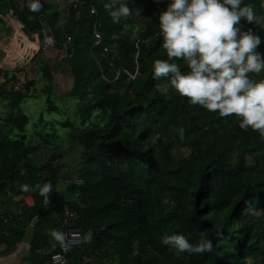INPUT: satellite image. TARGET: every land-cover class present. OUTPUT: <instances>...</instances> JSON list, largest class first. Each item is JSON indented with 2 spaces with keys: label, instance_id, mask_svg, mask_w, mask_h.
I'll use <instances>...</instances> for the list:
<instances>
[{
  "label": "trees",
  "instance_id": "obj_1",
  "mask_svg": "<svg viewBox=\"0 0 264 264\" xmlns=\"http://www.w3.org/2000/svg\"><path fill=\"white\" fill-rule=\"evenodd\" d=\"M6 1L0 0V6ZM84 1L68 15L65 10L62 33H55L61 10L51 12L52 3L39 0L43 7L32 12L31 0H21L19 15L27 33L33 35L47 22L57 39L52 49L64 52L57 69L48 70L43 50L33 61L43 87L26 78L16 90L8 81L21 69L11 74L0 69L6 78L0 83V101H10L9 109L3 105L0 110V196H23L16 202L22 212L7 222L0 219V246L22 241L36 219L31 252L40 255L50 247L42 258L47 260L60 249L52 250L56 241L49 232H64L62 213L69 206L75 212L73 227L83 237L92 233L90 243L70 250V264H264V136L242 130L235 115L220 117L193 106L169 77H153L154 62L168 60L159 15L171 0H125L131 15L118 24L104 8L108 0ZM245 5L264 16V0H242ZM96 21L102 36L98 45ZM239 26L260 36L257 51L264 56V19L250 24L242 18ZM25 44L38 46L29 40ZM169 62L189 71L183 59ZM121 68L127 72L116 77ZM47 94L74 102L75 114L56 121L61 128L51 123L50 132L29 138L30 115L21 103ZM60 129L82 148L74 174L80 182L71 180L65 189L59 187L63 175L55 164L61 154L43 164L37 156L44 144L55 150ZM45 183L53 187L47 208L37 190H22ZM27 195L34 205L25 202ZM175 234L193 244L211 240L214 251L188 254L161 242Z\"/></svg>",
  "mask_w": 264,
  "mask_h": 264
},
{
  "label": "clouds",
  "instance_id": "obj_2",
  "mask_svg": "<svg viewBox=\"0 0 264 264\" xmlns=\"http://www.w3.org/2000/svg\"><path fill=\"white\" fill-rule=\"evenodd\" d=\"M241 4L242 0H171L159 15L162 47L168 60L154 62L153 77H169L171 85L193 106L200 105L220 117L235 115L240 118L242 130L251 128L264 136V80L249 76L264 70V56L257 51L262 41L251 30L244 32L238 27L242 18L258 24L264 16H257L251 6ZM28 7L37 12L43 6L39 0H31ZM104 8L115 24L131 15L125 0H108ZM173 58L183 59L189 71L184 73L179 64L169 62ZM22 190H37L45 208L51 203V183L37 184L34 189L24 185ZM49 235L66 247L63 232L51 230ZM91 240V232L84 235L85 243ZM161 242L188 254L214 251L212 241L206 238L193 244L184 235L175 234L163 236Z\"/></svg>",
  "mask_w": 264,
  "mask_h": 264
},
{
  "label": "rangeland",
  "instance_id": "obj_3",
  "mask_svg": "<svg viewBox=\"0 0 264 264\" xmlns=\"http://www.w3.org/2000/svg\"><path fill=\"white\" fill-rule=\"evenodd\" d=\"M61 20H65V18L63 17V19ZM64 24H65L64 21L58 22L56 28L54 29L55 33H62ZM134 27L135 29H138L140 27L139 23H137V26ZM238 27L240 28L239 25ZM4 28L6 29V26H4ZM241 31L246 32V30L243 29H241ZM10 32L11 30L6 31V34L8 33L9 35ZM29 62L26 63V61L24 62L19 60L17 64L23 66L27 64L25 67L22 68L25 71L24 72L25 77L34 79L36 83L35 86H37L38 88L43 87L41 78L36 74L37 72L35 71V68L32 66L31 62L30 63ZM46 63L48 64V70H49L50 64L48 62ZM14 65L16 64H13L12 66ZM8 71L11 74L12 70H8ZM249 76L256 81H259L263 77V75L261 77V73L259 74L251 73ZM48 97L49 98H47L46 95L45 97L40 96L38 98L39 100L37 101H35L34 99H27L23 103H21L20 108L22 109V111L27 113L28 116L30 115V120H29L30 123L27 125V131H28L27 137L29 138H41L40 137L41 133L45 134L46 132L51 131L50 129H48L49 124L55 123V125L59 127L60 124L56 123V121L59 122L64 121L70 116H73L75 114V112L73 111L75 109L74 102L69 101V99L66 98L64 95L50 94V96L48 95ZM9 103L10 101H5L4 103L0 101V104H2V106L5 105L8 109L10 107ZM53 104L56 105L57 108L47 110V106ZM0 110L3 111L4 108L0 106ZM0 114L3 115V113ZM65 132L66 130L63 131L60 129L58 132L60 136H58V138L56 139H53V146L55 147V150L54 149L52 150L51 147L44 144L43 147L40 148V151L37 154L40 164L45 163L52 156V154H61V157L57 158L55 162L57 166H61L60 175H63L61 182L59 183V187L61 189H65L66 186L69 184V181L71 180H74L75 182H80V178L75 177L74 174H75V170L77 169L78 161L81 159L82 148L79 147V145H75V143L71 142L69 140V136L67 135V133L65 134ZM20 139L23 140V137H20ZM43 139L45 140L47 138L44 137ZM28 141L29 140H25L26 144L31 143V142L28 143ZM36 221L37 220L35 219L32 222V224L29 225V227L32 228L31 229L32 232H33V225L36 224Z\"/></svg>",
  "mask_w": 264,
  "mask_h": 264
},
{
  "label": "crops",
  "instance_id": "obj_4",
  "mask_svg": "<svg viewBox=\"0 0 264 264\" xmlns=\"http://www.w3.org/2000/svg\"><path fill=\"white\" fill-rule=\"evenodd\" d=\"M48 1L53 5V7L51 8V12L55 9L61 10L60 21H65L61 19H63V17L65 18L66 16L65 10L68 0ZM13 9V4L9 0H7L4 5L0 6V69L10 70V65H13L16 60H19L22 55L26 54L29 50L32 49L26 46V40L37 43L34 41V34L29 35L28 33V35H26L25 33H23V31H21L20 28H17L16 33L14 32L13 21L15 15L12 14ZM4 26H6V29L4 28ZM9 30H11V32L8 35V33L6 34V31ZM63 52V50L57 48L45 51L43 50V57L45 58L44 61L48 62L53 69H57L62 63L61 57ZM38 55L39 52L29 59L32 60L30 62L33 67H35L33 61ZM0 106L2 107V104H0ZM22 199V195L15 197L12 200L11 197L7 194L0 196V211L3 212L2 214L4 215L2 216L5 217L6 220H4L3 218L0 219H3L5 222H7L11 219L10 217H12L13 213H19V210L21 209L20 204L16 202ZM30 204H32V201H30L28 205ZM33 221L34 220H32V222ZM32 222L30 223V225L32 224ZM31 229L32 228L28 227L22 241L16 242L14 245L2 244L0 246V250L3 251L0 255V264H42L44 262L42 261L43 255H46L47 253L50 254V247L41 249L40 255H36L31 252V243L34 235ZM52 244V250L54 248H57V246L59 245L57 242H52Z\"/></svg>",
  "mask_w": 264,
  "mask_h": 264
},
{
  "label": "built area",
  "instance_id": "obj_5",
  "mask_svg": "<svg viewBox=\"0 0 264 264\" xmlns=\"http://www.w3.org/2000/svg\"><path fill=\"white\" fill-rule=\"evenodd\" d=\"M13 1V12L12 14L15 15L14 17V21H13V29L14 32L16 33L17 28H20L21 31H23L26 35H28L26 29H25V25L24 23L21 21L20 15H19V10L22 9V2L21 0H12ZM85 3L84 0H68L67 5H66V10H67V15L69 14V11L71 8L73 9H77L78 7L83 6ZM91 13L95 14L97 13L95 7H91ZM94 30H95V36H96V41H95V45H98L101 43L102 41V36L101 34L97 31V21L94 23ZM14 33V35H15ZM35 36V42L38 43L37 47H32L31 50H29L26 54L22 55L20 57L19 60L21 61H26V63L28 61H30L29 59L31 57H33L34 55H36V53L40 52L41 50H48V49H52L55 48L57 45V39L52 31V28L50 27V25L45 22L42 29L38 32L34 33ZM71 37H68V42H70ZM22 44V43H21ZM105 50H107V47H105ZM16 60V62H14V66L10 65V70H17V69H21V71H16L15 78H11L9 79V86H14V88L16 90L22 89L25 86V75H24V70L22 69L23 65H18V61ZM121 71H126V69H119L117 71V75L116 77L120 74ZM132 78L136 77L135 75H131ZM6 82V78H4L2 75H0V83ZM25 201L27 202V204L30 203V201H32V204L30 205H34V198L30 195H27L25 197ZM22 212V209L19 210V213ZM3 212L0 211V218H3L4 220H6L5 217H3L2 214ZM73 219H75V212L72 210L71 207L69 206H65L63 213H62V222H63V227H64V234L66 236V247H61L60 249L54 253L51 254L50 258H48L47 260H45L42 264H70L69 262V257H68V253L70 252V250L74 247H79L83 244V234L80 230H78L77 228L73 227Z\"/></svg>",
  "mask_w": 264,
  "mask_h": 264
}]
</instances>
